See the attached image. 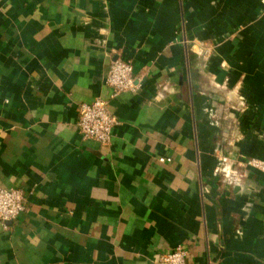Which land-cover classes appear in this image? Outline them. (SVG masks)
<instances>
[{
  "label": "crops",
  "instance_id": "0c3cea01",
  "mask_svg": "<svg viewBox=\"0 0 264 264\" xmlns=\"http://www.w3.org/2000/svg\"><path fill=\"white\" fill-rule=\"evenodd\" d=\"M141 85L111 100L109 146L79 105L110 64ZM160 157L170 161H160ZM264 0H0V264H264Z\"/></svg>",
  "mask_w": 264,
  "mask_h": 264
},
{
  "label": "built area",
  "instance_id": "2783aa9c",
  "mask_svg": "<svg viewBox=\"0 0 264 264\" xmlns=\"http://www.w3.org/2000/svg\"><path fill=\"white\" fill-rule=\"evenodd\" d=\"M110 87V98L96 97L91 102L79 105L78 129L83 141H93L98 145L109 146L113 138V128L120 123L111 110V100L121 93H136L140 81L135 76L131 61L118 56L112 61L106 77ZM160 161H170V158L160 157ZM247 165L264 171V160L251 158ZM26 210V197L21 188H5L0 186V222L7 223L17 220ZM188 251L183 246H177L172 251L161 254L156 264H189Z\"/></svg>",
  "mask_w": 264,
  "mask_h": 264
}]
</instances>
